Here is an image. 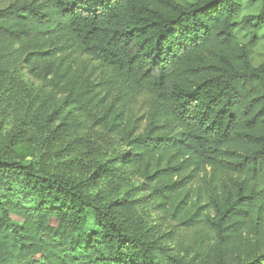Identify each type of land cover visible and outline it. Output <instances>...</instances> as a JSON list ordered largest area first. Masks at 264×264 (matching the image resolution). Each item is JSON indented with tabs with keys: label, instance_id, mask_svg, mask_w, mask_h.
Wrapping results in <instances>:
<instances>
[{
	"label": "trees",
	"instance_id": "16d2710c",
	"mask_svg": "<svg viewBox=\"0 0 264 264\" xmlns=\"http://www.w3.org/2000/svg\"><path fill=\"white\" fill-rule=\"evenodd\" d=\"M239 1L0 7V264H264V59L251 62L264 0L247 16ZM75 51L108 71L100 82L74 69ZM21 58L42 86L15 75ZM141 91L132 136L116 104ZM90 122L119 141L88 139ZM200 172L211 185L194 208L178 195ZM169 208L188 226L212 212L208 254L163 241L145 212Z\"/></svg>",
	"mask_w": 264,
	"mask_h": 264
},
{
	"label": "rangeland",
	"instance_id": "374dc122",
	"mask_svg": "<svg viewBox=\"0 0 264 264\" xmlns=\"http://www.w3.org/2000/svg\"><path fill=\"white\" fill-rule=\"evenodd\" d=\"M14 1L15 0H0V7H6ZM177 1L185 4L193 2L194 0ZM239 3L242 8L241 16L256 14L261 6V0H240ZM236 36L239 40L243 42L246 41V38L242 34L237 33ZM72 54L77 58L76 63L73 65L74 69H78V71L82 73V78L88 82L98 83L101 81L105 72L108 73V71L101 66V64L89 60L78 51H75ZM263 59L264 29L259 32V42L254 49L251 62L254 66H256ZM66 62L71 64L69 63L70 59H67ZM14 66L16 68L15 75H18L20 79L25 81L27 80V82L31 83L35 88L42 86V83L29 73V70L34 68L33 64L28 65L23 61V58H21L17 62H14ZM150 100V93L147 91H141L134 95L128 102L124 104H116V108L122 110L125 116L124 133L136 136L144 132ZM88 126V139L94 137L95 142L100 143L103 141L104 145H108L106 140H115L116 142L119 141V133L115 134L113 132H109L107 127L97 126L92 122H90ZM187 175L188 172L173 177V180L178 181L180 180V176L182 177ZM204 177V173H198L197 178L194 179L191 184L178 195V201L182 200V198H186V202L193 204L194 208L198 206H206L208 202V189L211 182L209 177L206 179ZM135 181L139 182V178H136ZM178 201L175 202L174 205L177 204ZM192 211H190L189 214H191ZM145 213L148 222L157 227L159 235L162 237L163 241L173 249L175 254L180 255L184 259L189 260L191 258L208 254L211 246H213L215 242L214 233L211 231L209 224L206 221L207 216H212V212L209 209L200 211V221L193 226L187 225L189 221L187 211L184 212L183 218H177L172 215V208H169V211L166 213L154 212L153 210ZM260 245H262L261 247L264 249V240L260 243Z\"/></svg>",
	"mask_w": 264,
	"mask_h": 264
}]
</instances>
